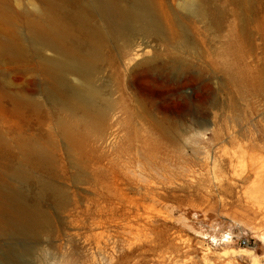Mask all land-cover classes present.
Listing matches in <instances>:
<instances>
[{"label":"rangeland","instance_id":"1","mask_svg":"<svg viewBox=\"0 0 264 264\" xmlns=\"http://www.w3.org/2000/svg\"><path fill=\"white\" fill-rule=\"evenodd\" d=\"M220 1L218 61L210 30L199 24L193 35L206 59L178 53L200 77L160 68L152 72L159 80L140 74L143 93H157L158 105L146 106L131 99L128 73L146 71L136 66L144 58L161 64L175 54L153 37L136 38L149 43L144 56L98 75L105 93L114 90L107 118L69 122L78 131L74 149L44 97L39 58L0 57V163L16 160L22 139L37 140L50 153L41 173L65 191L60 202L41 201L51 222L38 234H0V264H264V0ZM178 2L167 0L171 12ZM39 5L0 0V11ZM106 52L120 55L113 44ZM12 92L41 106L17 105Z\"/></svg>","mask_w":264,"mask_h":264},{"label":"bare ground","instance_id":"2","mask_svg":"<svg viewBox=\"0 0 264 264\" xmlns=\"http://www.w3.org/2000/svg\"><path fill=\"white\" fill-rule=\"evenodd\" d=\"M239 3L248 6L249 0L231 1L233 5ZM178 5L179 9L171 12L167 0H40L35 9H23L18 14L2 10L0 22L8 26V31L0 30V57L6 54L11 59L27 61L32 55L39 58L38 66L45 82L44 97L61 113L59 129L74 149L78 131L69 122H85L91 126L107 118L114 106V90L105 93L103 85L98 83V75L104 66L118 70L124 64L127 70L144 56L149 43L135 44L136 38L153 37L172 48L175 54L161 64L157 57L144 58L136 66L144 64L148 67L146 71L134 69L128 73L124 85L131 90V99L146 106L158 105L157 93H143L136 82L140 74L159 80L155 71L152 72L153 68H160L161 71L188 70L192 79L200 77L195 63L183 54L206 59L193 35L194 29L200 34L199 24L210 30L212 54L218 61L221 54L217 42L223 20L221 1L180 0ZM110 44L117 47L118 57L108 56L106 49ZM48 51L52 55H47ZM8 96L17 105L41 106L37 98L22 92ZM36 141L22 139L16 160L13 161L14 154L10 163H0V173L4 176L0 177V234H38L51 222L41 201L52 197L60 202L65 198L62 186L41 173L50 164V153ZM242 250L252 252L248 248Z\"/></svg>","mask_w":264,"mask_h":264}]
</instances>
